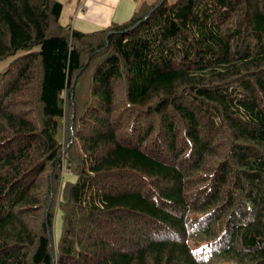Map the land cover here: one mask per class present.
Instances as JSON below:
<instances>
[{
	"label": "trees",
	"instance_id": "trees-1",
	"mask_svg": "<svg viewBox=\"0 0 264 264\" xmlns=\"http://www.w3.org/2000/svg\"><path fill=\"white\" fill-rule=\"evenodd\" d=\"M63 11L0 0V264H264V0Z\"/></svg>",
	"mask_w": 264,
	"mask_h": 264
},
{
	"label": "crops",
	"instance_id": "crops-1",
	"mask_svg": "<svg viewBox=\"0 0 264 264\" xmlns=\"http://www.w3.org/2000/svg\"><path fill=\"white\" fill-rule=\"evenodd\" d=\"M64 3L63 16L66 11V1ZM70 1V0H69ZM67 9L69 17H77L75 23L66 17V23L69 22L73 27L82 29L83 31H95L103 27H107L113 22H124L129 20L134 13L139 9L143 2L154 3V0H71ZM70 1V2H71ZM78 23V24H77Z\"/></svg>",
	"mask_w": 264,
	"mask_h": 264
},
{
	"label": "rangeland",
	"instance_id": "rangeland-1",
	"mask_svg": "<svg viewBox=\"0 0 264 264\" xmlns=\"http://www.w3.org/2000/svg\"><path fill=\"white\" fill-rule=\"evenodd\" d=\"M64 1H66V7H65L66 8V11H65L64 17H62V22H65L66 23V17H67L68 19H71L72 20L71 23L73 24V23H75V21H77L76 20L77 17H75V16L69 17V12H68L71 9V7H72L71 4H72L73 1H71V0H70L71 2L69 0H64ZM157 1L158 0H154V3H156ZM170 1H173V0H170ZM150 3H152V2H150ZM69 5H70V9L67 11ZM71 23L69 22V24H71ZM84 31H86V30H84ZM87 32H91V31H87ZM67 177L72 178V179H76V177L75 176H72V175H67ZM61 234H62V220H61V213H59L58 214L57 221H56V227H55V238H56V241H58L60 239Z\"/></svg>",
	"mask_w": 264,
	"mask_h": 264
}]
</instances>
